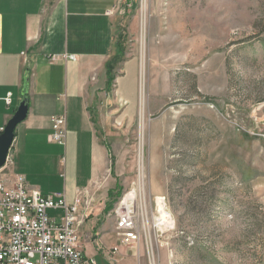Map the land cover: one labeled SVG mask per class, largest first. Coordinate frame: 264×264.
<instances>
[{"label": "rangeland", "instance_id": "obj_1", "mask_svg": "<svg viewBox=\"0 0 264 264\" xmlns=\"http://www.w3.org/2000/svg\"><path fill=\"white\" fill-rule=\"evenodd\" d=\"M118 23L111 75L135 58L145 96L116 133L103 110L106 219L127 208L139 240L96 263L264 264V0H128Z\"/></svg>", "mask_w": 264, "mask_h": 264}, {"label": "crops", "instance_id": "obj_2", "mask_svg": "<svg viewBox=\"0 0 264 264\" xmlns=\"http://www.w3.org/2000/svg\"><path fill=\"white\" fill-rule=\"evenodd\" d=\"M127 1L0 0V128L24 99L28 105L15 129L4 179L22 176L30 191L60 195L67 203L84 196L88 204L82 210L79 244L95 261L103 240L114 235L118 244L111 249L120 243L106 219V201L116 186L109 165L111 132L118 131L119 120L144 107V82L135 58L122 63L107 88L108 65L120 48L118 20ZM108 99L112 106L107 110L115 118L109 134L103 116ZM54 116L65 117L64 145L49 141Z\"/></svg>", "mask_w": 264, "mask_h": 264}, {"label": "built area", "instance_id": "obj_3", "mask_svg": "<svg viewBox=\"0 0 264 264\" xmlns=\"http://www.w3.org/2000/svg\"><path fill=\"white\" fill-rule=\"evenodd\" d=\"M50 125L49 141L64 145L65 117H52ZM87 204L81 195L67 203L60 195L30 191L22 176L10 182L0 179V264H97L93 257L85 256L79 244L78 229ZM114 214L120 243L108 251L111 257L139 240L133 214L127 208Z\"/></svg>", "mask_w": 264, "mask_h": 264}, {"label": "water", "instance_id": "obj_4", "mask_svg": "<svg viewBox=\"0 0 264 264\" xmlns=\"http://www.w3.org/2000/svg\"><path fill=\"white\" fill-rule=\"evenodd\" d=\"M27 100L24 99L18 107L13 118L4 127L0 135V169L5 165L9 150L11 148L16 127L25 119L27 114Z\"/></svg>", "mask_w": 264, "mask_h": 264}, {"label": "bare ground", "instance_id": "obj_5", "mask_svg": "<svg viewBox=\"0 0 264 264\" xmlns=\"http://www.w3.org/2000/svg\"><path fill=\"white\" fill-rule=\"evenodd\" d=\"M134 199V191H132V192H130V193H128L125 197H124V199H123V201H122V203H121V207H127V202L128 201H132ZM157 204H158V206H159V210L162 212V208H163V203L161 202V199L160 198H158L157 199ZM129 205V204H128ZM129 207V206H128ZM124 209V208H123ZM161 217H162V219L165 217V214H163V212H162V214H161ZM159 221V220H158Z\"/></svg>", "mask_w": 264, "mask_h": 264}, {"label": "trees", "instance_id": "obj_6", "mask_svg": "<svg viewBox=\"0 0 264 264\" xmlns=\"http://www.w3.org/2000/svg\"><path fill=\"white\" fill-rule=\"evenodd\" d=\"M120 50V49H119ZM118 58V56H117ZM117 58L113 59L112 61L109 62V65H108V89H110L111 85H112V81H113V76L111 75V71H112V67L115 63V61L117 60Z\"/></svg>", "mask_w": 264, "mask_h": 264}]
</instances>
